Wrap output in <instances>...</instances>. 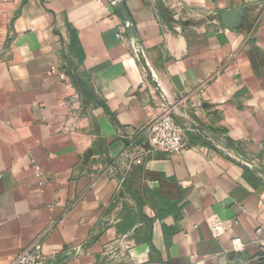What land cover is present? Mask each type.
Here are the masks:
<instances>
[{
  "label": "crops",
  "instance_id": "0c3cea01",
  "mask_svg": "<svg viewBox=\"0 0 264 264\" xmlns=\"http://www.w3.org/2000/svg\"><path fill=\"white\" fill-rule=\"evenodd\" d=\"M123 1L190 148L146 152L165 102L111 0H0V264H256L264 0Z\"/></svg>",
  "mask_w": 264,
  "mask_h": 264
},
{
  "label": "built area",
  "instance_id": "2783aa9c",
  "mask_svg": "<svg viewBox=\"0 0 264 264\" xmlns=\"http://www.w3.org/2000/svg\"><path fill=\"white\" fill-rule=\"evenodd\" d=\"M98 3H102V0H98ZM121 35H124V33L121 32ZM141 134L145 137L143 144L147 149V153L158 151L174 155L183 153L190 148L188 142L184 138L182 126L170 113L165 104H162L160 112L156 116L151 117ZM141 162L140 159L136 161L138 164ZM230 225V222L214 221L212 223L213 234L215 236H220ZM258 233L262 234V230H258ZM42 247L43 244L41 240H37L29 248L20 252L13 264H51L50 258L42 253ZM244 249L245 243L241 238L232 240L231 252L239 253ZM79 252L80 249H77V253Z\"/></svg>",
  "mask_w": 264,
  "mask_h": 264
},
{
  "label": "water",
  "instance_id": "95a60500",
  "mask_svg": "<svg viewBox=\"0 0 264 264\" xmlns=\"http://www.w3.org/2000/svg\"><path fill=\"white\" fill-rule=\"evenodd\" d=\"M111 5L114 8L116 14L119 17V20L128 36V38L130 39V42L132 44V47L134 49L135 55L140 63V65L142 66L143 70L145 71L146 75L148 76V78L150 79V81L153 83V85L155 86V88L157 89V91L161 94L165 105L167 106V108L169 109L170 113L177 119H179V115L177 112V108L175 106V104L172 102V100L170 99L169 95L166 93V91L164 90V88L162 87L159 78L152 66V64L150 63L144 48L142 46V43L140 41V38L138 36V33L136 31L135 25L133 23V20L130 16V13L124 3L123 0H111ZM197 130V134L200 136L201 139L205 140L208 142V144H212L211 140H209L208 136H205L203 132H201V130L199 128H196ZM245 164V168L248 170H253L255 172H257L258 174L264 176V170L254 166L253 164H251L250 162H248L247 160L244 161Z\"/></svg>",
  "mask_w": 264,
  "mask_h": 264
},
{
  "label": "trees",
  "instance_id": "16d2710c",
  "mask_svg": "<svg viewBox=\"0 0 264 264\" xmlns=\"http://www.w3.org/2000/svg\"><path fill=\"white\" fill-rule=\"evenodd\" d=\"M256 264H264V252L259 255Z\"/></svg>",
  "mask_w": 264,
  "mask_h": 264
}]
</instances>
